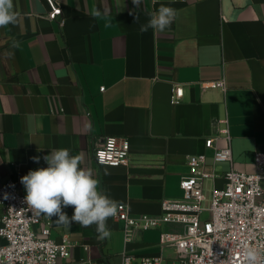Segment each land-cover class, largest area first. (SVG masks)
I'll list each match as a JSON object with an SVG mask.
<instances>
[{
    "label": "crops",
    "instance_id": "crops-1",
    "mask_svg": "<svg viewBox=\"0 0 264 264\" xmlns=\"http://www.w3.org/2000/svg\"><path fill=\"white\" fill-rule=\"evenodd\" d=\"M55 3L62 13L52 19ZM13 4L16 24L0 27V185L14 179L26 195L21 177L46 168L44 156L66 148L132 214H159L164 198L183 196L188 155L205 154L203 168L215 174L205 182L208 198L225 186L232 164L255 171V153L264 151V0H142L138 8L132 0ZM161 5L176 9L171 27L141 33ZM93 9L107 16L93 18ZM222 78L225 90L205 85ZM175 84L184 95L173 104ZM224 118L232 164L215 162L214 147L206 145L209 138L214 146L228 145L221 134ZM109 135L128 137L127 165L95 161L93 149ZM64 211L71 217L74 209ZM3 212L0 204V217ZM56 219L50 236L60 242L66 235L74 243L61 264H122L125 250L131 264L159 254L164 264H180L175 247L160 245L162 231H181L180 224L136 229L126 244L123 222L115 217L102 241L95 225H60Z\"/></svg>",
    "mask_w": 264,
    "mask_h": 264
},
{
    "label": "built area",
    "instance_id": "built-area-1",
    "mask_svg": "<svg viewBox=\"0 0 264 264\" xmlns=\"http://www.w3.org/2000/svg\"><path fill=\"white\" fill-rule=\"evenodd\" d=\"M61 7L54 4L50 18L61 15ZM222 20L226 17L222 15ZM64 19L60 24L64 25ZM207 87L226 89L225 79L207 81ZM105 86L100 88L105 90ZM184 95L182 85L172 87L171 102H180ZM221 134L228 140L225 147L214 146V138L206 141L214 147L215 162L233 163L231 136L228 120H221ZM94 159L103 165H127L130 141L126 136L109 135L101 145L93 149ZM190 172L181 177V198H164L159 214L134 215L128 205L119 204L115 218L123 222L124 241L132 240L136 229L158 228L168 224H180L181 231L163 230L160 245L173 246L177 250L180 264H243L245 244L264 245V151L255 153V171L245 172L233 164L225 172V186L214 188L208 198L205 182L215 176L204 170L205 154L187 157ZM25 194L18 189V182L8 179L0 185V204L4 212L0 217V264H61L60 258L71 256L74 243L65 235L62 241L53 239L52 218L37 215L25 201ZM207 212L206 218L202 214ZM41 225L39 231L36 226ZM88 249V246H85ZM122 264H131L132 257L126 250L122 253ZM100 264L87 259L81 263ZM140 264H164L161 254L144 256Z\"/></svg>",
    "mask_w": 264,
    "mask_h": 264
},
{
    "label": "clouds",
    "instance_id": "clouds-1",
    "mask_svg": "<svg viewBox=\"0 0 264 264\" xmlns=\"http://www.w3.org/2000/svg\"><path fill=\"white\" fill-rule=\"evenodd\" d=\"M132 3L138 8L142 0H132ZM18 15L13 0H0V27L16 24ZM90 15L100 18L107 16V11L93 9ZM176 15V9L161 5L150 14L147 23L140 26V32L146 33L149 29L164 32L171 27ZM13 47H19V42L14 41ZM33 159L39 162V157ZM82 159L80 155H71L66 148L51 151L44 156L47 167L30 170L20 182L26 190V203L37 215L56 217L60 225L73 222L82 227L95 225L97 239L102 241L110 236L107 222L116 216L119 202L106 194L102 181L91 169L81 167ZM68 207L74 209L71 217L64 211ZM242 256L243 264H264V245L245 244Z\"/></svg>",
    "mask_w": 264,
    "mask_h": 264
},
{
    "label": "rangeland",
    "instance_id": "rangeland-1",
    "mask_svg": "<svg viewBox=\"0 0 264 264\" xmlns=\"http://www.w3.org/2000/svg\"><path fill=\"white\" fill-rule=\"evenodd\" d=\"M207 215H208V213H207V212H204V213L202 214V217H203V218H206Z\"/></svg>",
    "mask_w": 264,
    "mask_h": 264
}]
</instances>
